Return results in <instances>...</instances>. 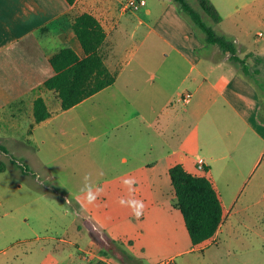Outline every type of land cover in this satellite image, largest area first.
Instances as JSON below:
<instances>
[{
	"label": "rangeland",
	"instance_id": "obj_1",
	"mask_svg": "<svg viewBox=\"0 0 264 264\" xmlns=\"http://www.w3.org/2000/svg\"><path fill=\"white\" fill-rule=\"evenodd\" d=\"M115 1L79 0L78 8L125 12L110 35L105 58L115 82L65 111L49 102L51 117L41 125L12 110L4 115L16 123L0 125V264H125L124 255L139 264H158L174 249L184 251L173 259L175 264H264V81L257 84L261 102L256 126L241 125V136L235 133L233 138L239 155L226 162L224 173L211 175L229 215L204 247L189 250L191 241L167 173L160 172L155 184L160 190L156 197L169 207L159 218L155 239L143 232L147 215L119 225L101 217V196L92 204L86 202L85 186L92 185L95 192V185L111 176L100 168L102 162L126 170L143 158L151 159L154 151L148 145L161 146L163 138L145 129L148 123L138 115L154 121L158 131L172 127V108L160 121L149 111L172 101V61L180 59L172 43L181 42L172 14L193 29L189 59L207 55L201 33L172 0H144L137 10L125 8L128 0ZM187 1L197 9L195 0ZM213 28L221 34L217 25ZM249 43L248 49L239 51L240 57L255 50L264 55L261 43ZM251 57V69L264 66ZM177 102L180 115L184 102ZM200 148L191 146L190 151L206 155L205 147ZM191 169L207 176L192 164ZM90 242L99 244L103 261L95 259L100 254L88 248ZM83 250L87 260L82 259Z\"/></svg>",
	"mask_w": 264,
	"mask_h": 264
},
{
	"label": "crops",
	"instance_id": "obj_2",
	"mask_svg": "<svg viewBox=\"0 0 264 264\" xmlns=\"http://www.w3.org/2000/svg\"><path fill=\"white\" fill-rule=\"evenodd\" d=\"M119 1L116 0L115 3L118 4ZM210 2L221 18L217 24L218 32L234 40L238 54L239 51L248 49L247 44L251 40L261 43L259 49L264 51V0ZM79 7V0L72 6L66 0H0V125L16 123L15 119L8 120L4 116L8 110L19 113L34 123L33 103L38 97L44 99L50 112L49 102L54 108H60L56 93L43 86L44 81L53 74L47 57L64 46H70L76 53L82 54L72 29L74 16L81 13L78 11ZM146 12L149 13V9ZM88 13L94 15L105 30L106 39L102 51L106 58L111 48L110 35L121 24L125 12L102 7L99 11ZM172 17L175 20L172 25L180 32L181 40L180 43H172L180 56V59L172 61V101H166L157 110L154 107L149 110L156 115L153 120L160 121L172 108V127L167 131L160 127L161 131H158L152 125L154 121H148L142 113L138 115L144 119V123H148L144 124L145 129H153L154 135L163 138L161 146L154 149L153 144L148 145L147 149L154 151L153 156L150 154L151 159L143 158L138 165L126 170L117 169L111 161L102 162L100 168L106 169L111 176L94 187L100 189L96 200L101 196L104 201L101 217L117 221L119 225H124L123 221L125 224L137 222V217L133 214L136 209L129 207L128 202L142 201L144 208L139 218L146 215L149 217L147 228L143 232L152 239L158 236L161 214L169 211V207L156 197L160 195V190L155 186L160 172L168 174L172 166L181 164L188 173L204 176L192 171L191 164L199 171L195 166L196 157L202 155L191 153L190 148L205 147L206 155L202 157L207 168L200 172L209 176L205 177L210 179L221 201L211 175L224 173L227 169L226 162L239 155L240 149L234 143V134H237V138L241 136L239 133L243 123L245 126H256V115L261 102L257 84L242 75L239 66L229 61L228 56L217 47L205 45L206 57L198 56L193 61L189 59L187 52L193 51V29L179 16L172 14ZM251 22L255 24L252 27ZM253 36L255 39H252ZM249 54L255 59L264 57L257 50ZM247 63L251 65L250 62ZM254 69L260 72L259 77L264 81V66L256 65ZM184 92L190 93V101L183 104L184 109L179 115L176 102ZM177 103H180L179 99ZM49 118L40 123L35 122V125H41ZM177 122L180 123L178 127ZM121 161L125 163L127 159L122 158ZM126 180L133 182L125 184ZM121 199L125 201L124 206L119 203ZM221 204L224 222L228 213L222 201ZM220 227L212 238L198 245L191 244L189 250L204 247L206 242L216 237ZM94 229L99 230L97 227ZM76 231L79 235L81 227L77 226ZM88 248L100 254L95 255V259L103 261L104 254L100 253L99 244L90 242ZM183 252L174 249L165 256L166 259H174ZM123 259L125 264H139L129 255H124Z\"/></svg>",
	"mask_w": 264,
	"mask_h": 264
},
{
	"label": "trees",
	"instance_id": "obj_3",
	"mask_svg": "<svg viewBox=\"0 0 264 264\" xmlns=\"http://www.w3.org/2000/svg\"><path fill=\"white\" fill-rule=\"evenodd\" d=\"M75 1L66 0L70 6ZM172 1L201 33L206 45L215 46L227 55L229 61L239 66L242 75L254 84L262 82L260 72L257 69L252 70L247 63L252 54L240 57L234 40L214 30L213 26L217 25L221 18L210 0H195L197 9L187 0ZM72 29L82 54L79 55L70 46H64L50 54L47 60L53 74L43 83L45 89L56 93L63 111L111 86L115 81L104 61L102 47L106 33L100 21L91 13L81 12L74 16ZM257 61L264 62V57L257 58ZM50 115L44 99H35L34 121L40 123ZM0 165L2 167L1 163ZM168 174L176 198L175 207L183 217L191 244L198 245L212 238L223 222V207L210 179L188 173L181 164L172 166Z\"/></svg>",
	"mask_w": 264,
	"mask_h": 264
},
{
	"label": "built area",
	"instance_id": "obj_4",
	"mask_svg": "<svg viewBox=\"0 0 264 264\" xmlns=\"http://www.w3.org/2000/svg\"><path fill=\"white\" fill-rule=\"evenodd\" d=\"M143 5H145L144 0H128L125 4V8L130 10H137ZM190 96L191 95L189 92H184L180 94L181 98L179 100L183 101L184 103H188L190 101ZM195 166L199 171H205L207 168L205 159L202 156H197ZM82 253H84L82 259L87 260V255H86L87 251H83ZM158 264H175V263L173 259H165L160 261Z\"/></svg>",
	"mask_w": 264,
	"mask_h": 264
},
{
	"label": "clouds",
	"instance_id": "obj_5",
	"mask_svg": "<svg viewBox=\"0 0 264 264\" xmlns=\"http://www.w3.org/2000/svg\"><path fill=\"white\" fill-rule=\"evenodd\" d=\"M88 179V177L86 176L85 177V180ZM133 181H124L125 184H130L132 183ZM87 188V191H86V194H85V200L88 204H92L96 198H97V195L99 194L100 192V189L97 188L96 191L94 192L93 191V186L92 185H86L85 186ZM81 191H84V189H82ZM119 203L121 206H124L125 204V201L124 199H121L119 200ZM128 206L129 207H133L135 208L136 210L133 212V214L139 218L141 215H142V210L144 208V204L142 201H137V200H132V201H129L128 202Z\"/></svg>",
	"mask_w": 264,
	"mask_h": 264
}]
</instances>
